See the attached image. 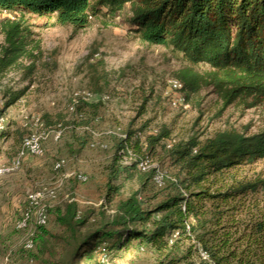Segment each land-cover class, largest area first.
I'll return each mask as SVG.
<instances>
[{
    "label": "trees",
    "instance_id": "1",
    "mask_svg": "<svg viewBox=\"0 0 264 264\" xmlns=\"http://www.w3.org/2000/svg\"><path fill=\"white\" fill-rule=\"evenodd\" d=\"M126 6L129 15L125 21L142 43L171 48L187 63L172 74L181 84L185 103L210 89L225 105L247 97L254 100V106L264 108V0H0V12L19 14L18 19L0 22L4 37L0 77L18 69L31 83L41 59L39 43L29 39L25 14L46 17L52 27L80 30L101 16L103 26L109 25ZM22 60L28 64L23 65ZM200 65L206 68L199 69ZM27 88L12 94L5 106L15 104ZM70 102L76 119L66 120L58 114L53 121L44 114L45 129L90 128L98 106L81 100ZM145 128L127 130L118 138L111 136L115 154L107 167L109 183L98 216L93 210L79 212L74 201L55 208L56 223L68 234L57 239L71 248L75 258L95 252L100 245H104L102 252L112 256L113 250L135 242L151 249L159 264H205L198 258L199 249L207 253L212 264H264V209L255 206V215L238 202L249 193L264 191V177L219 186L214 192L207 185L231 169L263 160L264 129L251 135L225 129L203 140L195 134L168 146L163 144L170 137L166 126L142 141ZM6 135L1 133L3 138ZM84 144L81 140V147ZM157 149L178 171L174 179L166 181L169 193L163 200L143 207L140 194L151 183L155 169L143 172L137 164L155 155ZM129 150L137 160L124 165L119 152L127 156ZM119 179H135L138 189L123 198V183L111 184ZM112 204L113 211L108 214L106 208ZM189 218L194 223L187 231ZM38 230L47 234L43 227Z\"/></svg>",
    "mask_w": 264,
    "mask_h": 264
},
{
    "label": "rangeland",
    "instance_id": "2",
    "mask_svg": "<svg viewBox=\"0 0 264 264\" xmlns=\"http://www.w3.org/2000/svg\"><path fill=\"white\" fill-rule=\"evenodd\" d=\"M128 15L126 6L105 27L101 16L92 19L88 27L73 30L69 26L52 27L46 17L25 14L31 31L29 39L39 43L42 56L31 83L24 79L25 72L18 69L0 77V100L4 103L0 111L6 122L3 133L7 134L5 138L0 134V168L11 166L22 139L30 128H35L37 118L41 120L47 114L54 121L55 116L61 114L66 120L76 119L70 101L79 95L88 94L86 103L98 107L90 128L57 126L48 129L50 135L43 143L40 157L26 156L17 169L0 176V264H102L106 261L107 264H159L151 249L141 248L135 242L113 250L112 256L102 252L104 245H100L95 252L73 257L71 248L57 239L68 234L56 223L55 208L74 201L79 212L93 210L98 216L109 183L107 167L115 154L112 135L118 138L127 130L146 125L141 135L143 141L164 125L170 137L163 144L169 146L195 134L203 140L225 129L233 128L247 135L264 129V108L254 106L252 98L241 97L225 105L210 89H204L191 102H182L185 108L180 102L172 105L171 100L178 94L169 91L168 83L173 79V72L187 63L171 48L142 43L126 23ZM7 18L18 19L19 14L0 12V22ZM3 42L0 29V45ZM42 63L49 67L45 68ZM22 64L28 62L22 60ZM205 68L199 66V69ZM25 87L28 88L24 95L6 107L11 95ZM147 97L149 100L144 105ZM56 132H60L57 140L54 139ZM81 140L85 141L82 147ZM119 155L124 165L137 160L132 150L127 156L122 152ZM146 160V171L155 169V173L140 194L143 207L163 200L169 193L166 181L174 179L178 171L163 158L160 149ZM60 161H63L62 167L55 170V164ZM79 175L85 180H78ZM156 175L158 182L154 181ZM263 177L264 159L231 169L218 177L217 182L209 181L207 185L214 192L219 186ZM111 184L123 185L120 190L123 198L138 189L135 179L129 182L119 179ZM43 188H54L56 197L47 202L48 221L43 227L47 234L33 230L34 247L28 251L24 243L29 232L18 230L16 224L27 207L26 195ZM238 202L256 215L255 206L264 209V191L249 193ZM113 207L114 204L106 208L108 214Z\"/></svg>",
    "mask_w": 264,
    "mask_h": 264
},
{
    "label": "built area",
    "instance_id": "3",
    "mask_svg": "<svg viewBox=\"0 0 264 264\" xmlns=\"http://www.w3.org/2000/svg\"><path fill=\"white\" fill-rule=\"evenodd\" d=\"M169 91L178 94L177 98L171 100L172 105H178L180 102V106L185 108L186 106L184 103V98L180 92L181 84L172 79L168 83ZM89 95H79L72 99L73 103H76L77 100H81L86 103L87 97ZM183 102V103H182ZM4 105L3 101L0 100V108ZM73 109V105H71V110ZM5 119L2 115H0V134L5 130ZM35 128H30L29 133L23 138L21 146L17 152L15 159L12 161L10 167L0 168V176L6 173H11L15 169H17L20 165L21 159L26 156L31 157H40L43 154V143L47 140L48 136L50 135V131L44 128V124L42 120L37 118L34 124ZM39 129V130H38ZM60 137V132H56L54 135V139L57 140ZM147 158V157H146ZM142 159L137 164V168L140 171H146L148 169L147 160ZM63 161L57 162L54 166L55 170H59L62 167ZM78 180L84 181L85 178L81 175L78 176ZM154 181L158 182L159 177L156 175L154 177ZM56 197V191L54 188H43L38 189L36 191H32L26 195V202L27 207L23 211L20 220L16 224V228L20 231H28V238L24 243L25 250H32L34 247L33 241V230L38 229L39 227H44L48 221V214L47 209L49 205L47 204L48 200L54 199ZM194 223V220L191 218L189 219L185 225L187 231H189L190 224ZM177 236L175 233L174 237ZM198 258L200 261H203L205 264H212L208 258L206 252L202 251L201 249L198 250ZM102 264H107L102 262ZM195 264H199V261L195 262Z\"/></svg>",
    "mask_w": 264,
    "mask_h": 264
}]
</instances>
